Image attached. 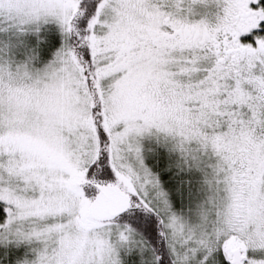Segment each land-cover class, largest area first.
<instances>
[{"label":"snow or ice","instance_id":"obj_1","mask_svg":"<svg viewBox=\"0 0 264 264\" xmlns=\"http://www.w3.org/2000/svg\"><path fill=\"white\" fill-rule=\"evenodd\" d=\"M0 264H264V0H0Z\"/></svg>","mask_w":264,"mask_h":264}]
</instances>
